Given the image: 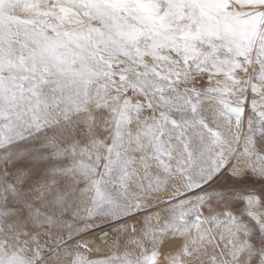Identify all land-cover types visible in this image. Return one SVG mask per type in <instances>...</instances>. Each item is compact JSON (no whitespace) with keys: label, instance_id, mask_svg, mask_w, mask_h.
<instances>
[{"label":"snow or ice","instance_id":"snow-or-ice-1","mask_svg":"<svg viewBox=\"0 0 264 264\" xmlns=\"http://www.w3.org/2000/svg\"><path fill=\"white\" fill-rule=\"evenodd\" d=\"M0 264H264V0H0Z\"/></svg>","mask_w":264,"mask_h":264}]
</instances>
